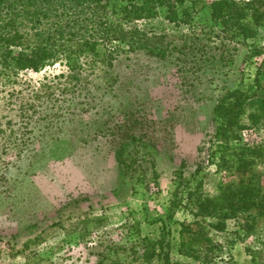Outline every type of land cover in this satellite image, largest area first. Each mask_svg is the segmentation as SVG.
I'll list each match as a JSON object with an SVG mask.
<instances>
[{"label":"rangeland","instance_id":"rangeland-1","mask_svg":"<svg viewBox=\"0 0 264 264\" xmlns=\"http://www.w3.org/2000/svg\"><path fill=\"white\" fill-rule=\"evenodd\" d=\"M201 1L198 22L209 18L214 0ZM135 25L172 37L190 31L188 25L171 23L163 15L138 20ZM253 42L263 48L262 54L246 60L248 51L242 48L226 83L232 88L243 86L252 98L264 100V25ZM115 68L120 73L114 87L117 104L141 108L145 118L156 119L150 136L158 149L154 156L158 178L151 170L146 172L151 190L137 181L120 180L114 137L93 135L98 118H105L100 91L58 93L70 84L60 76L68 70L63 62L38 71L22 70L9 84L0 80V264H96L97 252L114 257L106 246L130 247L139 242L137 223L143 234L152 237L165 227L159 220L167 219V225L179 228L166 216L168 200L179 174L191 181L198 163L204 166L199 177L204 196L216 197L222 188L253 175L264 192V156L250 158L248 171L238 172L218 169L206 148L200 152L206 132L212 130L215 106L214 99H198L203 82L196 80V87L183 83L169 61L143 53L122 52ZM252 110L248 107L242 123H250ZM113 120L123 123L125 119L116 116ZM242 136L247 143L264 140V114ZM72 199L80 203L64 208ZM257 210L228 219L226 233L215 230L217 238L230 240L219 263L264 264V215ZM175 218L192 220L183 212ZM247 220L254 228L245 235L241 224ZM177 241L171 264H201L180 253ZM120 253L127 258V252Z\"/></svg>","mask_w":264,"mask_h":264},{"label":"trees","instance_id":"trees-1","mask_svg":"<svg viewBox=\"0 0 264 264\" xmlns=\"http://www.w3.org/2000/svg\"><path fill=\"white\" fill-rule=\"evenodd\" d=\"M201 2L138 0L119 4L117 0H0V80L9 84L16 81L22 70L38 71L57 61L63 62L68 70L60 76L70 80V84L58 93L71 91L80 95L82 90L100 91L99 103L105 118H98L99 125L93 135L114 137L113 154L120 180L137 181L151 190L146 172L151 170L158 178L154 161L158 149L150 136L156 119L145 118L143 112L146 111L141 108H129L122 102L117 104L114 87L120 81V73L115 67L122 52L143 53L169 61L183 83L195 87L196 80L204 83V89L198 91V99L215 101L212 130L206 132L205 147L200 152L206 148L218 169L248 171L250 158L264 156V140L247 143L242 133L261 120L264 100L254 99L248 89L232 88L226 81L236 68L242 48H247L246 60L262 54L263 48L253 41L264 25V0H214L210 4L209 18L198 22ZM159 15L171 23L188 25L190 31L172 37L135 25L138 20ZM60 106L64 107L62 103ZM248 107H253L248 114L250 123L244 124L242 119ZM116 116L124 117V122H115ZM203 167L198 163L191 181L179 174L178 184L168 200L166 216L179 225L178 230L167 225V219L159 220L165 227L162 225L160 234L152 237L143 234L141 224L137 223L140 241L130 247L106 246L114 252V257L109 252H97L96 264H171L175 238H178L180 253L201 264H222L218 258L226 251L230 240L217 238L215 230L226 233L228 219H235L251 209H258L257 213L264 215V192L258 176L253 175L222 188L216 197L204 196L203 180H200ZM78 203V199H72L64 208ZM179 212L189 214L192 220H177L175 216ZM242 228H246L247 233H244L248 235L254 225L247 220L241 224ZM241 229L237 233H241ZM121 251L127 252L123 254L129 260L120 257Z\"/></svg>","mask_w":264,"mask_h":264},{"label":"crops","instance_id":"crops-1","mask_svg":"<svg viewBox=\"0 0 264 264\" xmlns=\"http://www.w3.org/2000/svg\"><path fill=\"white\" fill-rule=\"evenodd\" d=\"M116 162V161H115ZM117 164V163H116Z\"/></svg>","mask_w":264,"mask_h":264}]
</instances>
